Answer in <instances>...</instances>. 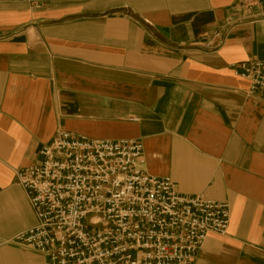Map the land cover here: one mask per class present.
<instances>
[{
    "label": "crops",
    "instance_id": "1",
    "mask_svg": "<svg viewBox=\"0 0 264 264\" xmlns=\"http://www.w3.org/2000/svg\"><path fill=\"white\" fill-rule=\"evenodd\" d=\"M252 60L258 0H0V264H44L3 242L36 223L14 172L57 130L138 141L147 175L228 204L192 264H264V93L233 68Z\"/></svg>",
    "mask_w": 264,
    "mask_h": 264
},
{
    "label": "built area",
    "instance_id": "2",
    "mask_svg": "<svg viewBox=\"0 0 264 264\" xmlns=\"http://www.w3.org/2000/svg\"><path fill=\"white\" fill-rule=\"evenodd\" d=\"M12 1L37 9L92 0ZM233 68L250 93H264V61ZM38 155L14 172L36 223L3 244L37 252L44 264H192L209 235L228 233L230 206L182 196L170 179L147 175L138 141L57 130Z\"/></svg>",
    "mask_w": 264,
    "mask_h": 264
}]
</instances>
